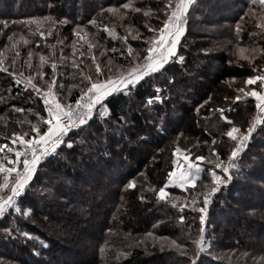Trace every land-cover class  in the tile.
I'll return each mask as SVG.
<instances>
[{
  "label": "trees",
  "instance_id": "1",
  "mask_svg": "<svg viewBox=\"0 0 264 264\" xmlns=\"http://www.w3.org/2000/svg\"><path fill=\"white\" fill-rule=\"evenodd\" d=\"M122 2L124 0H0V20L23 21L31 16L51 15L56 18L67 17L70 21L69 24L54 30L51 37H40L35 33V25L31 26L33 32L29 33L27 28L19 23H10L9 28L0 34V49L10 43L7 35L11 32L18 35L24 33L30 41L27 45L20 44L21 55L17 57L15 66L6 60L5 66L9 67V72L0 71V115L8 119L7 126L0 120V133H3L0 143H10L6 137L10 136L12 131H28V121L36 123L39 120L36 113L46 116L43 97L27 87L22 78L21 82L17 83L16 78L11 75L12 71H23L25 75L33 71L22 66L27 51L34 53V66L39 65V53L47 56L55 51L58 64L55 90L59 93L71 90V99L74 102L83 85L80 83L81 77L71 67V60L62 59L61 49L63 57L70 58L71 47L76 40L72 33L75 24L86 23L92 16L97 15L101 6L107 7L109 4ZM137 6L156 8L160 6V0H138ZM250 6H253V0H197L193 9H190L186 32L178 46L179 55L185 57L184 61L181 63L175 59L165 65L167 71L163 74L153 73L144 78L133 90L131 110L126 103L127 94L109 98V108L114 111L111 119L115 121L117 116L122 115L119 109L123 107L128 113L130 123L126 130L121 132L105 118L95 116L96 125L101 126L100 131L105 135L100 137V143L93 150L90 159L80 156V148L76 147L79 137L74 135L76 130L70 131L74 150L67 149L66 145L61 146L59 155L42 161L33 180L29 182L30 188L23 197L21 207L31 208L32 213L29 216H21L10 209L9 214L0 219V243L12 252L0 249V257H4L8 264H32L34 261L37 264H187L186 258L178 256L175 252L167 248L161 251L159 242L154 243L153 238L146 234L151 232L155 237H170L187 242L190 248L193 247L191 239L196 238L201 226L200 213L196 209L203 206L200 193L205 190L204 185L209 183L210 177L207 172L203 173V180H197L195 188L188 186L187 191L179 187L166 189L171 193L170 199L183 200L186 197L189 204L193 197H199L196 205L185 207L183 211L170 202L157 199L155 193L148 189L152 186L158 189L166 182L168 171L172 167V141L181 132L183 137L179 140L180 147L189 148L194 155L205 146L203 142L206 140H203V137L209 140L217 139L215 134L206 131L208 125L210 128L211 125L217 127L214 122L221 120V126L226 129L231 127L214 109L228 108L231 105L232 111L225 114L241 128L246 127L256 114L253 98L246 97L241 101L234 99L239 94L236 89L244 86L248 75L254 74L252 65L244 60L237 62V57L232 54L237 42L235 24ZM107 16L105 13L104 16H97V19L111 26V20L106 19ZM145 19L141 13H130L124 23L131 22L142 36H149L152 33L144 26ZM150 24L153 27L158 26V21L151 19ZM242 26L245 31L240 34L241 43L252 44L255 40L264 46V38L249 37L248 33L255 30L253 25L242 23ZM45 27L48 25L45 24ZM89 29L96 32L99 44L103 46L93 50L102 68L111 66L115 70L128 65L127 49L121 41L107 37L102 29L97 30L91 26ZM116 31L124 34L123 27L118 26ZM58 40L63 43H57ZM128 43L133 49L140 51L141 55L146 54L141 51L148 46L145 40L132 39L130 36ZM76 47L79 49L80 45L77 44ZM113 47L117 49L116 52L110 51ZM5 51L8 57L13 55L12 52ZM101 51H105V54L101 55ZM120 52H125V55L121 56ZM77 58L83 59L84 64L91 67L90 57ZM109 58L111 65H108ZM209 60L219 62L218 71H212L213 62H209L212 68L203 66V63ZM230 60L233 63H229ZM255 64L257 68H264V57H258ZM40 70L45 73L43 80H39L40 86L44 87L45 81L51 78L52 70L50 64L43 65ZM192 70L196 71L198 76L193 77L190 72ZM172 76L176 77V87L171 90L170 95L165 94L163 106L170 114L172 122L165 135L149 127L159 109L156 106H147L146 100L157 87H165L162 83L165 77ZM231 77L237 79L231 81ZM208 81H212V85H209ZM209 95L212 100L197 114L196 106ZM225 97L228 99L225 100ZM13 105L16 108H24L25 112H16ZM28 109L32 111L29 112ZM184 110L189 113L187 118L184 116ZM187 119H193L198 125L197 129H201L203 134L192 130L191 124L194 125V122L188 125ZM204 124L206 129L202 130L201 125ZM224 143L225 147L221 148ZM232 146V142L223 137L211 148L217 147L221 158L224 159ZM160 149L163 151H159ZM246 152L247 155L242 154L244 176L238 177L215 194L212 203L208 205L204 228L205 236L212 242V254L202 256L205 264H253L252 256L257 257L256 264H259V257L264 255V169L252 165V158L258 159L259 154L264 153V132L253 134ZM207 167L205 165V168ZM132 179L137 180V187L126 189L124 185ZM65 184L69 187H62ZM258 184L262 186L258 187ZM141 195L146 199L141 200ZM181 215L184 216V221H180ZM56 221L61 222V227H67L66 224L70 221L88 222L89 226L79 228L73 240L78 241L79 238L88 236L92 244L90 252L77 254L69 244L60 245L63 236L60 233L61 227L55 225ZM5 228H19L21 232L27 231L37 239H28L25 242L24 238L17 236L15 232L12 236H6ZM109 228L113 229L111 233L108 232ZM186 234H190L187 241ZM140 239L144 240L146 246L137 245ZM105 240L111 247H106L104 254H101L100 247L104 245ZM33 249L39 251L40 256L35 257ZM231 249H236L237 253L247 252L249 255L228 256L227 253ZM125 251H130L126 257L121 256L114 261L108 259Z\"/></svg>",
  "mask_w": 264,
  "mask_h": 264
},
{
  "label": "snow or ice",
  "instance_id": "2",
  "mask_svg": "<svg viewBox=\"0 0 264 264\" xmlns=\"http://www.w3.org/2000/svg\"><path fill=\"white\" fill-rule=\"evenodd\" d=\"M142 2V0H141ZM138 0H124L122 3L109 4L107 7L101 6L97 15L92 16L86 23H76L72 29V33L76 40L71 47L72 56L63 57V50L61 49V57L63 60L70 59L71 67L81 77L80 94L74 100L69 102L66 98H59L60 93L56 89V75L58 70L57 58L55 51L49 55L39 53V65L32 64L34 56L33 51L29 50L26 53V58L23 61V67L31 71L25 75L23 71H12V77L16 78L17 83L21 82L33 89L37 95L43 97V105L46 110V116L36 115L39 120L36 123L28 121V131H12L11 135L6 137L10 143H0V218L6 217L9 210H14L21 216H29L32 213L31 208H22L24 202L23 197L30 188V181L33 180L37 173L38 166L42 161H46L50 157L59 155L58 150L61 146L66 145L67 149L74 150V143L72 137L69 136L71 130L75 129V136L79 137L76 142V147L80 148V156L91 158L93 150L99 145L100 137L105 133L100 131L101 126L96 125L95 116L103 117L114 128L121 132L126 130V126L130 123L128 113L123 107L119 109L122 115L117 116L113 121L111 117L114 115L112 108H109L111 97L118 94H127V104L129 110L133 103L131 97L136 86L144 80L145 77H150L153 73L163 74L167 71L165 65H168L171 60L178 59L183 62L185 57L178 55L177 48L181 42V37L185 35L186 25L188 23L189 9L192 8L197 0H160V6L153 8L151 6L140 7L137 6ZM107 13L106 19L111 20V26L107 22L98 21L97 16H104ZM130 13H141L144 20V26L147 31L152 33L149 36H142L138 28L131 22L125 24L124 21L129 17ZM163 16V19H161ZM156 19L158 26H151L150 20ZM12 25L23 24L29 33L33 32L32 25H35V33L40 37L53 36L54 30L70 23L67 17L56 18L51 15L43 17H28L23 21H7L0 20V34L4 33V29ZM242 23H247L254 26V31L248 33L249 37L264 38V0H253V6L244 12L235 24L236 45L233 56L239 60L247 61L252 65L254 74L248 75L244 80V86L236 89L239 93L234 97L235 101H241L246 97H251L255 101L256 114L251 118L246 127L241 128L237 126L226 115V112H231V105L228 108L218 107L214 109L219 114V117L226 121L231 127H228L221 135L227 137L232 142V147L227 153L226 158L222 159L220 151L217 147L210 149L209 155H195L192 158V153L189 148H181L179 140L183 137L181 132L172 141V160L171 170L167 174V182L158 189L152 186L150 191L155 193L157 199L161 201L170 202L174 207L181 211L185 207H193L196 205L199 197H193L191 204L187 202V198L180 200L179 198H171V193L166 191L170 185H175L187 191V186H196L197 180H203L202 174L207 172L210 177L209 183L204 185V191L200 193L202 196V205L196 209L199 213L200 228L195 239H191L193 247H189V243L182 242L170 237H155L154 233H147L148 237L153 238V242H159L160 250L164 251L166 248L175 252L178 256L186 258L187 264H205L202 259L203 255H211L212 242L205 236L204 224L207 219L208 205L212 203V197L222 191L238 177L244 176L242 168L243 155H247L246 150L249 149V144L253 139V134L264 132V68H257L255 62L258 57H264V46L256 43L253 40L252 44H243L241 33L245 31ZM45 24L48 27H45ZM89 26L97 30H103L107 37L113 40H119L123 46H126L127 56L129 57L128 65L122 70L111 66L102 68L101 63L98 62L94 49L102 48L99 44L96 32L90 31ZM124 28V34L121 35L116 31L117 27ZM133 32L135 33L133 35ZM132 39H143L147 42V47L141 51L146 54L141 55L140 51L133 49L132 45L128 43L129 37ZM7 40L10 42L0 49V71L9 72V67L5 66V61H9L12 66H15L17 57H20V44H29L30 41L24 33L19 35L16 32H11L7 35ZM37 43H39L37 41ZM57 43L62 44V40ZM79 44L78 49L76 45ZM54 48V46H52ZM13 53L8 57L6 51ZM105 51H108L105 49ZM101 51V55L105 54ZM110 51L116 52L117 49L113 47ZM121 56L125 52H120ZM90 57V64L85 65L83 59ZM229 63H233L232 60ZM45 64H50L52 75L50 80L45 81V86L41 87L39 80H43L45 73L40 69ZM111 58L108 60V65H111ZM243 66V65H241ZM39 78V79H38ZM236 77H231V81H235ZM162 83L164 88L157 87L155 92L150 95L147 100V106H156L159 111L153 117L149 127L158 133L167 134L166 129L171 124V116L164 110L165 94L170 95L171 90L176 87V77H165ZM251 86V87H249ZM63 87V86H61ZM228 97H225L227 100ZM212 100L209 95L207 99L198 104L195 108L197 114ZM16 112H25L24 108H16ZM31 112V109H28ZM7 126L8 119L0 115ZM16 123H22L16 121ZM94 125L95 128H94ZM3 133H0L2 136ZM199 143V142H198ZM207 143V141H204ZM212 145H217L215 138L211 141ZM159 151H163L160 149ZM111 158V157H110ZM155 160L156 157H153ZM205 165L208 167L205 168ZM252 165H258L264 169V153L259 154V158H252ZM244 167H250L244 165ZM264 179V177H262ZM137 180H129L124 187L126 189H135L137 187ZM141 200L146 197L141 195ZM180 221H184V216L179 217ZM113 229L109 228L111 233ZM6 236H12L15 232L17 236L24 238L25 242L28 239L35 240L29 232H21L19 228H5ZM190 239V234H186L185 241ZM138 246H146L143 239L137 241ZM47 247V245H44ZM111 247L109 242L105 240L104 245L100 247L101 254H104L105 248ZM129 249L131 245L128 246ZM35 256H40V252L33 249ZM130 251L120 252L117 254V259L121 256H128ZM248 256L247 252L237 253L236 249H231L227 253L228 256L233 255ZM253 264H256L257 257L252 256ZM0 264H8L4 257H0ZM259 264H264V255L259 257Z\"/></svg>",
  "mask_w": 264,
  "mask_h": 264
},
{
  "label": "rangeland",
  "instance_id": "3",
  "mask_svg": "<svg viewBox=\"0 0 264 264\" xmlns=\"http://www.w3.org/2000/svg\"><path fill=\"white\" fill-rule=\"evenodd\" d=\"M195 6V5H194ZM193 6V7H194ZM193 7H192V9H193ZM191 9V8H190ZM190 9H189V12H190ZM80 14H81V12H80ZM182 38V37H181ZM179 46V45H178ZM177 52H178V55L180 54V49L179 48H177ZM171 62H173V60H171L169 63H171ZM209 62H213V69H212V71L213 72H216V71H218L219 70V62H216V61H214V60H209L208 62H205V63H201L203 66H205V65H207V68H212V65L209 63ZM124 67H126V66H120L119 68L122 70ZM211 71V70H210ZM191 72V75L193 76V77H196V76H198L197 75V72L196 71H194V70H192V71H190ZM146 78V77H145ZM208 84L209 85H212V81H208ZM211 92H212V89L210 90ZM61 95H60V97L59 98H66L69 102H72V99H71V97H73V95L71 94V90H65L63 93H60ZM215 94V93H214ZM46 111V110H45ZM183 113H184V116H185V118H187V116L189 115V113H188V111H183ZM210 120H220V119H215V118H210ZM191 122H194V125H193V123L191 124V129L192 130H194V131H196L197 133L199 132V133H202L203 134V131H201V129L200 130H198L197 129V126L198 125H196V123H195V121L193 120V119H191V120H188L187 119V124L189 125ZM210 123L212 124V122L210 121ZM214 123H216V125H217V127H215V125H211V128L209 127V125L206 127V125L204 124V125H201V126H203L202 127V130H205L206 128H207V130L206 131H208V132H210V133H212V134H215V136H217V143H218V139H223V137L224 136H222L221 134L223 133V132H225L227 129H226V127L225 126H221V120L220 121H217V122H214ZM206 127V128H205ZM206 135V134H205ZM203 140H206L207 141V143H204L203 142V144L205 145L203 148H201L202 150H200V152L199 153H197V154H192V158L194 159V157H195V155H205V156H207V155H209V152H210V149H211V146H212V143H211V141L212 140H209V139H205V137H203ZM207 145V146H206ZM225 147V143L221 146V148H224ZM206 151V152H205ZM171 170V169H170ZM50 173H48V175H49ZM47 175V176H48ZM167 179V178H166ZM166 182H167V180H166ZM165 182V183H166ZM64 185V184H63ZM62 185V187H65V188H68L69 187V185L68 184H65V186H63ZM189 186H191V185H189ZM262 185L261 184H258V187H261ZM61 187V188H62ZM188 187V186H187ZM167 191V190H166ZM239 199H243V198H239ZM59 216V215H58ZM1 219V218H0ZM64 220V219H63ZM89 223L88 222H83V221H81V222H72V221H70L68 224H66L67 225V227L66 226H64V227H61L62 226V224H61V222L60 221H56L55 222V225L59 228V227H61V229H60V233L62 234V238L60 239L61 240V243H60V245H67V244H69L70 246H72L75 250H76V252H77V254L79 253V252H90V250H91V247H92V244H90V238L88 237V236H85V237H83V238H79V240L78 241H75V240H73V236L74 235H76L77 234V230L79 229V228H81L82 226H89L88 225ZM61 225V226H60ZM91 228V227H90ZM92 228H93V226H92ZM91 228V229H92ZM254 232V231H253ZM81 234V233H80ZM7 245V244H6ZM5 247V245L3 244V243H0V249H5V250H3V251H8V253H12L11 251H10V249H7L6 250V248H4ZM13 254H15V253H13ZM36 257V256H35ZM115 258H116V255L115 256H113V257H109L108 259L111 261L112 259V261H114L115 260ZM32 264H37V262H35L34 261V263H32Z\"/></svg>",
  "mask_w": 264,
  "mask_h": 264
},
{
  "label": "built area",
  "instance_id": "4",
  "mask_svg": "<svg viewBox=\"0 0 264 264\" xmlns=\"http://www.w3.org/2000/svg\"><path fill=\"white\" fill-rule=\"evenodd\" d=\"M73 130H75V129H73ZM72 131V130H71ZM189 186V185H188ZM170 188H178V186H175V185H170L169 186ZM180 188V187H179ZM180 189H182V190H184L183 188H180Z\"/></svg>",
  "mask_w": 264,
  "mask_h": 264
}]
</instances>
